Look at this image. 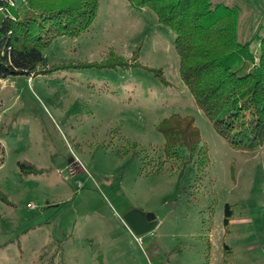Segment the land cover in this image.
<instances>
[{
	"label": "rangeland",
	"instance_id": "obj_1",
	"mask_svg": "<svg viewBox=\"0 0 264 264\" xmlns=\"http://www.w3.org/2000/svg\"><path fill=\"white\" fill-rule=\"evenodd\" d=\"M214 3L240 9V42L263 34L264 0ZM43 55L52 72L0 79V264H264V146L217 134L151 9L99 0L90 32ZM116 58L127 66H105ZM172 114L195 119L206 167L164 162ZM135 209L155 216L151 233L126 225Z\"/></svg>",
	"mask_w": 264,
	"mask_h": 264
},
{
	"label": "trees",
	"instance_id": "obj_2",
	"mask_svg": "<svg viewBox=\"0 0 264 264\" xmlns=\"http://www.w3.org/2000/svg\"><path fill=\"white\" fill-rule=\"evenodd\" d=\"M127 2L138 11L151 9L158 22L173 31L181 79L217 134L237 151L263 147L262 27L242 43L238 7L216 4L214 0ZM23 5L17 9L6 7L0 14V79L52 72L56 68L39 70L46 68L44 51L59 38L76 39L90 32L99 14V0H26ZM255 41L259 42L258 56L251 52ZM114 60L105 66H127L121 58ZM148 70L166 84L161 71ZM158 130L165 137L164 162L180 161L184 167L194 162L207 166L208 151L192 116L172 114L161 121ZM19 166L24 173L38 172L27 163L20 162ZM231 218V207L227 206L226 225ZM50 264H54L53 259Z\"/></svg>",
	"mask_w": 264,
	"mask_h": 264
},
{
	"label": "water",
	"instance_id": "obj_3",
	"mask_svg": "<svg viewBox=\"0 0 264 264\" xmlns=\"http://www.w3.org/2000/svg\"><path fill=\"white\" fill-rule=\"evenodd\" d=\"M124 221L136 236L151 233L158 225L153 214H147L136 209L126 213Z\"/></svg>",
	"mask_w": 264,
	"mask_h": 264
},
{
	"label": "built area",
	"instance_id": "obj_4",
	"mask_svg": "<svg viewBox=\"0 0 264 264\" xmlns=\"http://www.w3.org/2000/svg\"><path fill=\"white\" fill-rule=\"evenodd\" d=\"M25 2L26 0H0V14L5 11L6 7L17 9L22 6Z\"/></svg>",
	"mask_w": 264,
	"mask_h": 264
},
{
	"label": "crops",
	"instance_id": "obj_5",
	"mask_svg": "<svg viewBox=\"0 0 264 264\" xmlns=\"http://www.w3.org/2000/svg\"><path fill=\"white\" fill-rule=\"evenodd\" d=\"M20 7H21V6H20ZM20 7H19V8H20Z\"/></svg>",
	"mask_w": 264,
	"mask_h": 264
}]
</instances>
